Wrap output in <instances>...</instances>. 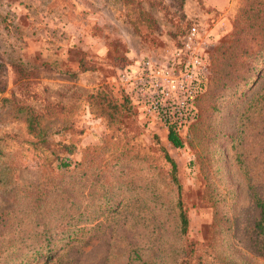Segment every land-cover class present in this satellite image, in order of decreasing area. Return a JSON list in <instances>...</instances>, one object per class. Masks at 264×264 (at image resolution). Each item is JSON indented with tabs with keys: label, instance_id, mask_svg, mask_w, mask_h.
Wrapping results in <instances>:
<instances>
[{
	"label": "rangeland",
	"instance_id": "rangeland-1",
	"mask_svg": "<svg viewBox=\"0 0 264 264\" xmlns=\"http://www.w3.org/2000/svg\"><path fill=\"white\" fill-rule=\"evenodd\" d=\"M49 1L0 0V264H264L255 204L264 197V70L226 97L200 142L191 126L198 94L181 148L120 79L126 63L133 74L147 58L172 64L192 25L209 38L208 56L242 0ZM82 49L90 69L74 71ZM170 106L162 101L164 112ZM40 247L50 255L32 259Z\"/></svg>",
	"mask_w": 264,
	"mask_h": 264
},
{
	"label": "trees",
	"instance_id": "trees-1",
	"mask_svg": "<svg viewBox=\"0 0 264 264\" xmlns=\"http://www.w3.org/2000/svg\"><path fill=\"white\" fill-rule=\"evenodd\" d=\"M83 1L88 4L90 0ZM49 3H53L51 9L57 6L67 8V6L72 7L71 5H73L72 0H53L52 2L49 1ZM2 23L4 24L6 31L10 32L11 20L5 16L2 17ZM231 25V30L222 36L218 43L208 51L209 74L207 77L206 88L197 98L196 103L199 105L200 111L196 114V119L191 125L192 128H194L192 138L194 140L196 139L198 142L202 141L205 131L208 128V118L213 112L220 109V106L225 102L226 97L238 96L242 88L250 86L253 77L258 79L264 70V0H242L232 18ZM61 48L62 47L57 46L56 50ZM66 50H68L67 52L69 54L72 52L71 47L68 49L66 48ZM80 54L81 56L77 60L76 69L74 70L78 72L90 69L87 66L83 67V64L86 63V61L89 62L87 59L88 53L82 50ZM127 65L128 64L126 63L120 68L126 70ZM12 67L18 73H26V68L23 64H17L15 62L12 63ZM65 70L72 72L69 68H66ZM122 89L123 98L131 107H133L131 93L125 90L127 88L122 87ZM34 125L35 122L32 120L29 123L30 130H32ZM167 140L176 148H181L184 145V141L172 127H168L167 129ZM41 141L44 143L46 142L45 139H41ZM4 154L5 151L0 146V156ZM164 156L171 165V176L174 183H176L180 233L185 234L188 228L189 218L182 204L181 185L178 183L176 176V162L166 151L164 152ZM36 164L39 165V163ZM68 165L69 164L66 161L61 159V167ZM216 204L217 203H214L215 220H217L218 216ZM255 204L259 210V218L256 222V227L263 229L264 197L255 198ZM42 223V227H39L41 232L47 229V223ZM37 224L41 223L38 222ZM39 230L34 236H38ZM40 236L42 242L49 240L46 233L41 234ZM42 247L33 249V251H36L31 255L32 259L38 258L36 254L41 257H48L50 255L49 252L51 249L47 251L48 253L46 255H44ZM232 264L241 263L233 262Z\"/></svg>",
	"mask_w": 264,
	"mask_h": 264
},
{
	"label": "built area",
	"instance_id": "built-area-1",
	"mask_svg": "<svg viewBox=\"0 0 264 264\" xmlns=\"http://www.w3.org/2000/svg\"><path fill=\"white\" fill-rule=\"evenodd\" d=\"M208 40L192 25L175 48L173 63L169 66L158 67L147 58L140 72L133 74L128 69L120 72L122 83L134 89L136 97L149 102L147 110L156 112V118L178 134L193 120L196 97L206 88L209 59L205 45ZM162 101L174 105L170 107H175L176 111L164 112Z\"/></svg>",
	"mask_w": 264,
	"mask_h": 264
},
{
	"label": "crops",
	"instance_id": "crops-1",
	"mask_svg": "<svg viewBox=\"0 0 264 264\" xmlns=\"http://www.w3.org/2000/svg\"><path fill=\"white\" fill-rule=\"evenodd\" d=\"M67 8H69V7H67ZM91 36H92V35H91ZM91 36H90V37H91ZM94 37H95V36H94ZM91 38H92V37H91ZM91 40H93V38H92ZM76 42H77V41H76ZM77 43H80L79 40H78ZM93 45H94V44H91V43H90V45H89L88 47H93ZM61 47L63 48V45H61ZM84 47H85V48H88L86 45H85ZM62 48L60 49L61 53H60L59 56H62V58L67 59L66 55H65V54H62V53H63ZM82 50H83V49H82ZM68 60H69V59H67V61H68Z\"/></svg>",
	"mask_w": 264,
	"mask_h": 264
}]
</instances>
